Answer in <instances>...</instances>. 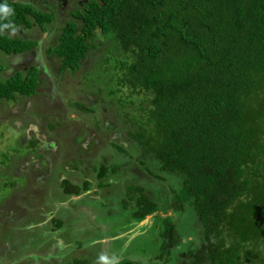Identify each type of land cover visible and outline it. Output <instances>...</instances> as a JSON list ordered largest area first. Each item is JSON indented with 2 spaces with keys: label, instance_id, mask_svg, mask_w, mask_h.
Returning a JSON list of instances; mask_svg holds the SVG:
<instances>
[{
  "label": "trees",
  "instance_id": "16d2710c",
  "mask_svg": "<svg viewBox=\"0 0 264 264\" xmlns=\"http://www.w3.org/2000/svg\"><path fill=\"white\" fill-rule=\"evenodd\" d=\"M52 2L0 0L14 10L0 24L11 22L23 32L0 34V104L29 102L48 89L50 78L58 84L76 77L67 94L70 108L95 114L76 100L92 97L99 116L107 113L116 120L115 129L126 132L138 154L135 163L149 177L128 184L116 211L128 218L116 234L98 228L84 234L88 240L82 234L76 241L68 237L64 220L40 224L42 216L29 210V203L48 204L41 192L29 194L27 185L11 181V198H5L0 214V264H32L51 236L74 247L49 250L54 256L40 264H97L103 237L127 234L154 213L148 234L139 231L147 264H264V0H85L76 7L66 4L67 9ZM37 31H48L40 48L45 69L17 68L38 49ZM47 111L52 121L61 120L58 109ZM81 121L69 125L67 119L66 127L58 121L56 127L66 136L76 132L73 154L87 161L100 148L90 141L83 150L79 134H97L102 123L97 117L90 127ZM115 146L118 154H129L122 144ZM133 159L129 154L126 165ZM18 162L13 155V173ZM122 165L84 171L79 159L71 169L89 179L76 184L64 179L63 194L97 211L95 196L105 198L107 179L116 178ZM186 211V224L194 230L179 222ZM185 243L188 250L182 251ZM128 255L119 264H143Z\"/></svg>",
  "mask_w": 264,
  "mask_h": 264
},
{
  "label": "flooded vegetation",
  "instance_id": "af4514ba",
  "mask_svg": "<svg viewBox=\"0 0 264 264\" xmlns=\"http://www.w3.org/2000/svg\"><path fill=\"white\" fill-rule=\"evenodd\" d=\"M25 1H29V2H33L34 0H25ZM52 1V0H49ZM61 2V0H60ZM59 1H55V5L54 6H58L59 8H67V5L61 6L63 5L60 4ZM41 6V3H38V6ZM39 32L37 31L36 35ZM35 35V36H36ZM47 36V35H46ZM45 36V37H46ZM45 39V38H44ZM43 40H41V45H42ZM39 49L41 48V46L39 45L38 47ZM41 51V50H40ZM11 67V66H9ZM8 67V68H9ZM25 68L28 67L27 65H24V67H22V65H18L17 68ZM49 84H47L46 86L48 87L47 90L49 91H55V98H54V103L55 102H60L62 105L64 103L65 100H69V98H64L62 96H67V94H69V89L72 86L71 81H60L58 84L54 82L53 78H50L49 80ZM46 89L40 90L39 92H44L47 91ZM64 93V94H63ZM38 95L37 97L34 98V100H30L29 102L23 100H14L11 102L16 103L15 105V109L12 110L11 112H7L8 114L11 115V120H7L9 121V123L12 126L17 127L18 130H23L22 134V145L25 146V152L23 153V155L20 154H15L16 156L19 157V162H18V167L16 168V170L14 171L13 176L15 177H23L25 178V180L19 184L20 186H28V188H30L29 194H31V192H33L34 190L37 189L38 192H41V194L43 196H45L48 200V204L45 201L43 205H39L38 203L36 204H30L28 205V208L31 212L35 211V213H38V215L42 216L40 221H42L40 224H47V222H49L53 217H58L62 220H64L66 222V224H68V228L67 232H68V237L71 238V240H79V233H82L81 230H83V232H88V231H96L98 230L99 225L101 227H106L104 222H98L99 225H94L93 222L91 223H87L89 225V227H87L88 225L86 224V220L87 216L91 215L92 217H103L106 213L107 210L102 209L100 207V205L102 204V199H103V195L98 194L97 196H95V200L96 202H98L97 206V211L94 209V206L92 204L87 205L85 203H83V205H78L76 204V202L79 201L78 199H75V196H71V197H65V195L63 194V188H62V181H64V179H69L71 180V182L73 184H76L79 182V180H86L89 179L88 176L85 175V173L82 175L80 172H78V170L76 169H71V165H74L77 160L80 159V161H83L84 163V171H88L92 169V166H99L100 164H106V163H110V162H114L113 159H116L117 156L119 157V154L117 152V149L114 148L115 145H121L120 142H116L115 140H113L112 138H114L116 136V138L120 135L119 133L122 131L120 128V131L118 129H115L114 126L111 127V125H108L109 122L107 121L108 124H104V128L105 126H110L112 129L110 130L111 132L109 133V135L104 139V142H106L104 144L105 149L103 150V153L100 151V155H97L93 158H97L94 159L95 161H93V158L89 157L90 160L85 161L84 157H82V154L79 153V155L75 158L76 155L73 154V149L76 148V144H75V139H77L78 135L76 134V132H70L68 136L61 134V128L57 129V122L59 121L62 124V127H66L67 123V119L64 117V115L61 113L62 109L58 108V110L60 111L61 115V120H56V121H52L53 120V115H49V117L47 116L49 114V112L47 111V109H41L38 111H35V113L27 108V105H30L29 107H31L35 101H39V102H45L46 97H50L48 96V94L46 96H41ZM43 97V98H42ZM84 98H87L84 96ZM92 100V97L90 98ZM88 100V99H87ZM90 101V100H88ZM92 104V101H90ZM53 103V104H54ZM69 104V102H68ZM95 106V103H94ZM49 109V108H48ZM52 109V108H50ZM55 108H53V110H55ZM22 110V111H19ZM25 111H29L28 116H26L25 118L19 119V116L22 112ZM53 112V111H52ZM44 114H46L45 116H47L46 118H44ZM58 114H55L54 116L57 117ZM3 116V113L1 114L0 118ZM49 121H48V120ZM47 120V121H46ZM71 121H81V119H77V120H72ZM107 120V119H106ZM19 122V125L18 123ZM82 122V121H81ZM25 123L23 129L22 128V124ZM54 123V128L53 129H48V124ZM45 124V125H44ZM44 125V128H41V126ZM34 126V127H33ZM87 130V129H86ZM67 130H64L62 132H66ZM102 131V130H101ZM100 131V133H101ZM45 133L46 135V139L45 140H41V138H39V133ZM38 133V134H37ZM87 133V132H86ZM61 134V135H58ZM99 132L97 134L93 133L91 134V136H85L83 134V132L81 133V138L84 139L83 143L80 145L82 146L83 150H86V145L87 143H89L90 141H93L94 144L97 146L98 143L96 141V135H98ZM55 136L58 137V140H55ZM28 137V139H27ZM118 139V138H117ZM26 141V144H23V142ZM103 143V142H102ZM71 152V154H70ZM84 152V151H82ZM72 155V156H71ZM121 155V154H120ZM122 155H126L127 154H122ZM92 156V155H90ZM12 157V156H11ZM129 159L127 158V160H125V162H127ZM11 162V160H9ZM85 162H87L88 164V169L86 168ZM97 162V163H96ZM118 162V161H115ZM96 163V164H95ZM121 164V163H120ZM77 166L79 167V165L77 164ZM22 167V172H20V168ZM80 168V167H79ZM70 172V173H69ZM73 174V175H72ZM92 174V173H91ZM22 175V176H21ZM129 176V177H128ZM135 176V177H134ZM138 176V177H137ZM133 175L130 170L128 169L127 165H122L121 169L118 171V174L116 175V178L114 179L115 181H113V183H111V186L109 188V191L105 193L106 195H112V193L115 194H119L122 187L124 186V184L126 186H128V184L130 185L133 182L136 183H143L144 181L148 180L147 177L144 176H140V175ZM133 178V181L130 180V178ZM93 181V180H92ZM11 180L9 183L10 184ZM11 189V187H10ZM11 192V190H10ZM99 192V191H98ZM12 193V192H11ZM100 193V192H99ZM26 195V194H25ZM49 197V198H48ZM123 197V196H122ZM11 198V196H10ZM20 201H22L19 198ZM93 200V199H91ZM9 202H7L8 204ZM38 211V212H37ZM0 214H5V212L3 211V209L0 210ZM89 214V215H88ZM45 217V220H42V218ZM10 230H11V224L8 225ZM17 227V226H15ZM104 227V228H105ZM16 229V228H14ZM20 229V228H18ZM100 229V228H99ZM133 229V228H132ZM131 230V228L127 229V235H125V239L127 241H129V239L131 240L132 238L130 236L131 233H128V231ZM101 231V230H100ZM79 232V233H78ZM107 231H103L101 233H106ZM77 234V235H76ZM144 234V235H143ZM148 234V232L142 233V235L145 237ZM141 234H138V236ZM77 236V238H75ZM84 236V234L82 235ZM104 236V235H103ZM137 236V235H135ZM134 236V237H135ZM85 239H81L82 240H88L89 236L88 234L84 236ZM88 237V238H86ZM117 237V236H116ZM51 241L48 243V246L46 247L45 252H41L39 250V252L35 253L38 254L37 257H40L36 260H34L33 264H40L39 261H44V262H50V259H52V257L54 256L53 253L52 255L49 256L50 252L53 250L58 249L59 252L64 253L66 250L68 249H73L74 246H70V244H66L64 243V240L60 237H53L51 236ZM113 238V237H112ZM104 239H106V241H109L108 239H111V237L109 236H105L100 240V251L102 254V245L103 242L105 241ZM110 242L107 243L108 246L107 249L109 248L110 250ZM42 248V246H37ZM124 248V247H123ZM50 250V252H49ZM122 250V249H121ZM121 251L118 253V257L119 260H121L123 257L120 256ZM110 258H111V253L109 254ZM60 259L63 258L62 255H60Z\"/></svg>",
  "mask_w": 264,
  "mask_h": 264
},
{
  "label": "rangeland",
  "instance_id": "374dc122",
  "mask_svg": "<svg viewBox=\"0 0 264 264\" xmlns=\"http://www.w3.org/2000/svg\"><path fill=\"white\" fill-rule=\"evenodd\" d=\"M52 1H53L52 4H55L56 0H52ZM57 1L60 2V0H57ZM82 1L84 2L85 0H82ZM82 1L81 2H76L75 1V3L72 2V4L71 3L68 4L67 2L64 3L62 1L63 5H61V6H64V5L67 4V5H70L72 7L73 6L76 7V4L77 3L80 4V3H82ZM43 6L44 5H41L40 7H37V8L41 10ZM62 9L58 10L60 16H63ZM65 9H67V8H65ZM18 29H19V31H18L17 34L23 35V32H22L21 28H18ZM47 33H48V31H45L44 33L43 32H39L35 36V40L38 42V47H39V45L41 46V44H40L41 40H44V38L47 35ZM9 63H10V60L8 61L7 66L9 65ZM21 65H22V67H24V65L38 67V69L43 70L46 67V62L43 60V57L41 55V51L38 48L37 50H35V54L33 55V57L30 58V57L26 56V58L23 59V62H22ZM75 82H76V77H75V79L71 80L72 84H74ZM73 89L77 90L78 86H75ZM54 90L53 91L47 90V91H44V92H39L38 95H40V96H46L48 94V96H50V97H46L45 102L35 101L34 104L31 107H29L30 105H27L26 107L31 109L34 113H35V111H38V110H41V109H48V108L50 109V108H55V107H56V109L61 108L62 109L61 113L63 115H65V117H67L68 119H72V120L81 119V120H83L85 122L83 124V126H88V127H90V125H92V126L94 125L95 118L97 117V119H100V122L102 123V125H101L102 131H101V133L99 132V134L96 135L95 137H96V141L98 143V146L100 148V151L103 153V150L105 149L104 144L106 143V142H104V139L111 132L110 131L112 129L111 127L115 126L114 122H116V120L113 119L112 116H108L107 113H104L105 116L103 115V117L99 116V112L94 106V103L96 104L94 99L91 100L92 104H91L90 101L87 100V98H84V97L76 99L78 101H81V102L85 103L90 108H94V110L97 111L95 114L89 113L88 115H86V114H78V113H81V111L80 110H76L74 108H70V106L68 104V100H65L63 105L59 101L54 103V98L56 96ZM62 97L68 98L65 95L62 96ZM15 105H16V103L11 102V101H4V102H2L0 104V116L3 113V116L0 118V210L6 208L5 206H3V204L5 202V198L10 197L11 194H12L11 192L8 191L9 190V184H8L7 187H5L3 185L9 183L10 180L14 181L16 184H21L25 180L24 176L21 177V178L13 176L14 173L11 171V162L9 161V160H11V156H13L15 154L23 155V153L25 152V148H26L25 146L22 145V140H23L22 139V136H23L22 132H23V130H18L19 129L18 126H17L18 129H17V127L12 126L9 123V121H6V119L7 120H11V115L8 114L7 112H9V111L11 112L12 110H14L15 109ZM73 110H76V111H73ZM19 111H22V110H19ZM28 113H29V111L22 112L20 114V116H19V119L25 118L26 116H28ZM106 119L108 120L109 124L107 123ZM17 123L19 125V122H17ZM73 123H74V121H72V123L70 122L69 125H71ZM105 123L108 124V125H111V127L110 126H108V127L105 126V128H104V124ZM24 125H25V123L22 124V128L21 129H23ZM44 125H42L41 128L45 129ZM70 128H72V127H70ZM119 128H121V127H119ZM93 133L94 132H92L91 134H93ZM91 134H90V132H88L87 135L91 136ZM119 134L120 135L117 137L118 139L116 138V136L114 138H112V139L115 140L116 142H120L124 146V148L127 150V152L134 157V159L131 160L132 164L131 165L130 164L127 165L128 169L130 170V172L133 175H140V176H144V177L145 176L149 177L143 172V169L140 168L139 165H137L135 163V158H137L136 156L138 154L136 153V151L134 150V148L132 146H129V142L127 143V134H126V132L125 131H121ZM39 138H41V140H45L47 137H46L45 133H41L40 132L39 133ZM80 138H81V135L79 134V138L78 139H80ZM27 139H28V137H27ZM54 139L58 140V137L55 136ZM25 142L26 141H24L23 144H26ZM114 148L118 149L117 146H114ZM129 154L126 155V157H125V155H122V154L120 155L119 154V157L117 156L116 159H113L114 162H110L109 164L115 163V161H118L117 164L121 163V164L126 165L125 160H127V158L129 159ZM98 155H100L99 152H98ZM94 159L97 160V158H93V161H95ZM19 171L22 172V167L20 168ZM92 175L90 177H92ZM133 178L131 177L130 180L133 181ZM150 178L152 179V181L154 183L155 182L154 177L151 176ZM114 179L113 178H109V179H107V181L110 182V183H113V181H115ZM90 180H93V179L91 178ZM170 181L171 180L167 179L165 181V183H163L164 184L163 187H167V185H168V183ZM173 184L175 185V182H173ZM129 189H130V187H128V186H126L124 184V186L122 187V189H121L119 194L112 193V195H109V197H108V195L104 194L105 198L102 199V204L100 205V207L102 209L107 210V213L103 217H100V218L92 217L91 215L88 214L89 216H87V219H85L86 220V224L87 223L89 224L90 222L91 223L93 222L94 225H97V224L99 225L100 222H104L105 225H106V227L104 226L105 228L101 227L100 225L98 227V228H100L101 232L106 230L107 233H109L108 234L109 236H112V234H116L118 232V228L120 227V225L124 224L125 223L124 220L126 218H128V215H126L125 213H123V215L121 217H119L121 214L117 216L116 215V211L120 208V205H121L119 200L121 199V201H122V199L127 196L128 192H129L128 191ZM92 191H96V189H93ZM158 192L159 193L162 192L160 188H158ZM170 214H171V212L168 213L167 215H170ZM184 214H185L184 216H182V215L179 216V219H180L179 222H180L181 225H182V222H183L184 227L185 226L188 227L187 224H186L185 218L186 217L190 218V213L188 211H186ZM154 215H155V213L153 215L147 216V222L144 225H142V226L137 225L133 229L129 230L128 233L136 232L137 234H140L139 231H141L140 230L141 227L144 229L143 232H141V233L149 232L150 229L152 228V225H153ZM161 216H164V215H161ZM87 227H89V225ZM90 229H92V228H90ZM189 230H194V229H192V228L190 229L189 228ZM81 231H82V233L78 232L79 235L85 234V232H83V230H81ZM136 233L134 235L130 236L131 238L132 237L133 238L131 240H129V241H127L125 239V237H124L127 234H123V235H121V237L119 236L116 239L112 240L111 244H109L110 250H109V248L107 249L106 246H108L107 243H109V241H111V240L108 239L109 241H106V239H104L105 241L103 242V245H102L103 246L102 247V254H106L110 258V255H109L110 253H111V257L112 256H117L118 257V253L120 251H121L120 256L125 255V256L129 257L128 254L131 253L133 255V256L130 257L131 260L142 261L143 264H145V263L147 264V260L148 259H146L147 257L144 256V251L146 250L147 247H146V245L143 244L142 241L140 242V237L138 235L135 236ZM75 238H77V236ZM64 243L69 244L67 241H64ZM182 248H183L182 251L188 250V247H187L186 243L182 245ZM143 256H144V258H143ZM62 257L64 258V256H62ZM172 264H174V261H173Z\"/></svg>",
  "mask_w": 264,
  "mask_h": 264
},
{
  "label": "clouds",
  "instance_id": "9594fccd",
  "mask_svg": "<svg viewBox=\"0 0 264 264\" xmlns=\"http://www.w3.org/2000/svg\"><path fill=\"white\" fill-rule=\"evenodd\" d=\"M14 15V10L7 4H0V20H7ZM10 30V36H16L19 29L11 22L0 24V34H3L5 30ZM97 264H119V257L112 256L109 258L106 254H101L98 258Z\"/></svg>",
  "mask_w": 264,
  "mask_h": 264
},
{
  "label": "water",
  "instance_id": "95a60500",
  "mask_svg": "<svg viewBox=\"0 0 264 264\" xmlns=\"http://www.w3.org/2000/svg\"><path fill=\"white\" fill-rule=\"evenodd\" d=\"M75 199H78V197H75ZM146 222H147V217H146L143 221L139 222L138 225H139V226H142V225H144ZM118 237H119V236H118ZM116 238H117V237H114V238H111L110 240L112 241V240H114V239H116Z\"/></svg>",
  "mask_w": 264,
  "mask_h": 264
},
{
  "label": "crops",
  "instance_id": "0c3cea01",
  "mask_svg": "<svg viewBox=\"0 0 264 264\" xmlns=\"http://www.w3.org/2000/svg\"><path fill=\"white\" fill-rule=\"evenodd\" d=\"M121 235H122V234H119V235H117V237H118V236H120V237H121ZM111 238H112V237H111ZM113 238H114V237H113Z\"/></svg>",
  "mask_w": 264,
  "mask_h": 264
}]
</instances>
